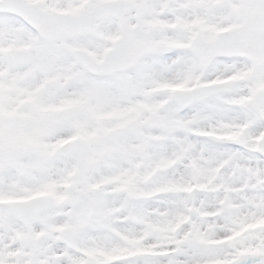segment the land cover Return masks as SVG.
<instances>
[{"label": "snow or ice", "instance_id": "obj_1", "mask_svg": "<svg viewBox=\"0 0 264 264\" xmlns=\"http://www.w3.org/2000/svg\"><path fill=\"white\" fill-rule=\"evenodd\" d=\"M0 264H264V0H0Z\"/></svg>", "mask_w": 264, "mask_h": 264}]
</instances>
